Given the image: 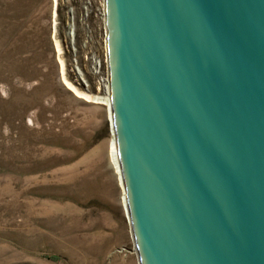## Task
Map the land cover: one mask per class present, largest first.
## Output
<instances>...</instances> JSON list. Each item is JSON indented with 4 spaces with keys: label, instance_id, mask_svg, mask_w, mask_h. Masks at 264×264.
Returning a JSON list of instances; mask_svg holds the SVG:
<instances>
[{
    "label": "water",
    "instance_id": "obj_1",
    "mask_svg": "<svg viewBox=\"0 0 264 264\" xmlns=\"http://www.w3.org/2000/svg\"><path fill=\"white\" fill-rule=\"evenodd\" d=\"M105 15L141 264H264V0H105Z\"/></svg>",
    "mask_w": 264,
    "mask_h": 264
},
{
    "label": "rangeland",
    "instance_id": "obj_2",
    "mask_svg": "<svg viewBox=\"0 0 264 264\" xmlns=\"http://www.w3.org/2000/svg\"><path fill=\"white\" fill-rule=\"evenodd\" d=\"M103 14L0 0V264H140L110 157Z\"/></svg>",
    "mask_w": 264,
    "mask_h": 264
},
{
    "label": "bare ground",
    "instance_id": "obj_3",
    "mask_svg": "<svg viewBox=\"0 0 264 264\" xmlns=\"http://www.w3.org/2000/svg\"><path fill=\"white\" fill-rule=\"evenodd\" d=\"M75 89V88H74ZM76 90V89H75ZM74 90V91H75ZM77 91V90H76ZM78 92V91H77ZM76 92V93H77ZM107 94H108V98H106V97H104L105 99H104V101L108 104V106H109V109H110V105H111V103H112V94H111V86H110V84H109V86L107 87ZM77 94H79V93H77ZM86 98H90L89 96H87V95H84ZM110 157H111V161H112V163H113V165H114V167H115V169H116V172H117V174H118V176H119V182H120V186H121V189L122 190H124V192H125V187H124V185H123V178H122V174H121V170H122V166H121V158H120V153H119V149H118V144H117V141H116V139H115V137H113V140H112V142H111V145H110ZM125 196H126V194H125ZM124 200V205H125V197L123 198ZM126 201H127V198H126ZM127 203H128V201H127ZM128 206H129V204H127ZM128 209H129V207H128ZM128 212V211H127ZM129 217L131 218V216H130V212H129ZM131 222H132V219H131ZM133 231H134V229H133ZM134 233V232H133ZM133 235H135V233L133 234ZM133 239H134V241H135V238H134V236H133ZM137 249V251H138V256H139V263L141 264V260H140V254H139V250H138V248H136Z\"/></svg>",
    "mask_w": 264,
    "mask_h": 264
},
{
    "label": "built area",
    "instance_id": "obj_4",
    "mask_svg": "<svg viewBox=\"0 0 264 264\" xmlns=\"http://www.w3.org/2000/svg\"><path fill=\"white\" fill-rule=\"evenodd\" d=\"M103 12H104V14L102 15V18L104 19V27H105V28H104V31H106V24H105V23H106V22H105V19H106V18H105V17H106V16H105V0H103Z\"/></svg>",
    "mask_w": 264,
    "mask_h": 264
}]
</instances>
